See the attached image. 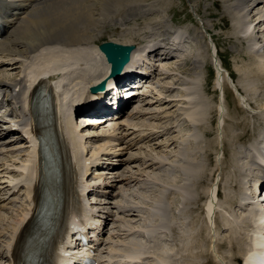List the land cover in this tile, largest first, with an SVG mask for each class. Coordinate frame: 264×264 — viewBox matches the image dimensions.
<instances>
[{
  "label": "rangeland",
  "instance_id": "rangeland-1",
  "mask_svg": "<svg viewBox=\"0 0 264 264\" xmlns=\"http://www.w3.org/2000/svg\"><path fill=\"white\" fill-rule=\"evenodd\" d=\"M233 1L235 0H229L228 2L223 0H149L141 4H144L145 6H151L154 11L156 10V13H153L152 15L145 18L130 20L127 25L128 29H122L117 33H114V27L111 25V23H109L110 16L106 20L107 22H105V24L101 28L100 25H98V28L100 29V31H102L100 38L95 41L96 44H100L102 42L110 40H118L121 41V43L125 41L124 44H127L128 42L131 43V41L133 43H138L142 39V36H148L156 33L157 31H160V26H169V22H174L176 25H181L186 22H192L198 27V30L201 32V49H199L200 51L197 50L193 56L194 59H196L197 57L200 58V64H194V60L192 65L191 63H188L182 68H176V70L174 67L175 62H173V60L167 61L168 63L170 62L172 64L167 63L168 67L163 70L162 75L157 76L150 84V87L145 89V91L143 92L144 94L142 95V103H140L136 108L137 111L134 110L136 117L133 122L136 125L148 124L153 127H158L159 130L166 129V127L175 126V129H172L169 134H167L163 138L157 139L156 141H154V143H140V145H136L130 149L124 148L123 151H120L122 152V156L119 158L116 168L113 171H106L105 173H102L103 178L101 181L105 184H109V187L106 185L108 197L106 199H100L99 202H101L100 205H102V208L104 210L110 212L112 219H114V227L116 226L117 228L113 232H111V245L108 244L105 246V249L103 251H105L106 253L102 252L103 258H106V255L110 256L113 253H121L124 248L125 250H127L129 247V243L132 242L139 243V246H141V244L144 243L145 239L143 238V240L142 237L139 236L140 234L138 235V232L141 230H143L145 233L147 232V225H150L149 217L151 213H161L162 215H165V209H170L171 206L173 210H177V208H183L182 200H180L179 202V199L182 195L180 196V198L177 195L174 199L175 201L169 203L170 205L168 204L169 199L166 198L165 200L163 196L165 193V196L167 194L166 197H170L171 194H173V191L174 193L179 191V186H168L169 184L167 182L169 178L171 179V177H174L175 179L173 181L176 180V185L180 184L179 182L183 179L184 174V169L182 168L186 166L187 163L186 160H183L184 158H182L181 154V151L183 152L182 142L191 136V134L187 132V126L189 125V118L187 117L191 115V110H186V117L183 114L184 111L180 110L182 108L186 109V107H189L184 104L185 101H190V103L194 105L192 99H195V95H198L203 100V102L205 99V102L207 104L209 103L208 105L211 109L213 108L212 110H210L212 113L207 110L205 113L209 114H203L204 118H206L205 121L203 120L204 123L202 122L201 124H199V128L198 126H195L196 128H194H198L196 130L197 132H195L197 135L199 134V136H201V140L199 138V140L201 141L200 151L204 149V151L202 152L205 155L204 157H207L204 161V164L207 165V172H211L212 169L214 171L217 170V172H213L211 175H207V179L203 180V182L201 183L202 195H200V197L202 199L200 198L199 201H196L198 200L196 196V200L194 199V202H196L195 204L197 205H193L194 203L191 204V208L192 210L194 209V211L195 209H200L202 207L204 198L208 193L209 196H211V194L214 192L213 189L216 188L217 184V182L215 181H219V179L223 178L225 172H222L225 169V166L228 165L232 160L231 152L233 151L232 149L235 148L234 143H253L252 139L260 135V123L257 124V130L255 129L253 133L250 134H248L243 126L244 124L246 125V123L248 125L256 123L257 118L264 121V80L258 81V79L256 78L255 81H257V87L254 89L252 93L253 95L251 94V96L244 95L239 97L235 93L234 87L230 84L226 73L220 69V65H225V67L227 68L226 70L238 75V78H235L237 87L244 86L246 89H248L250 86L249 78L252 79L253 77H255L256 73L254 72V70L256 69H253L254 67H252L254 66L253 64L255 62H260V66L264 68V58L262 59L259 57V54L257 55V51L259 50L257 48L258 45H256L255 47L254 44L255 42H259V39H253L254 41H250L249 39L254 37V34L252 32L254 26H256L254 29V31H256L255 33H258V30H260L262 27L264 28V25L262 23L260 25L259 23L257 24L256 21L261 22V20H256L255 17L249 22L243 20V12L240 11V9L237 10V8L232 6L236 3V1ZM133 4L136 5L137 3ZM230 5L232 8H229ZM124 11L125 9H123V11L120 13L125 14ZM111 16L118 17L120 15L113 14ZM250 22L254 24H251ZM123 39H126L128 42ZM72 49L74 52H72ZM51 51V49L50 51L48 49L43 50L42 52L46 54L51 53ZM59 51L63 52L64 54H70L71 52H80L81 59L83 60H90L92 57L97 56V54H95L94 56H92V54L90 55L88 50H83V48H66L59 49ZM40 53H36L34 55L32 54L29 57L25 56L24 58H22V67L23 62L26 61L29 64V70L33 65L32 63H34L35 59L37 58L35 56L38 55L39 57ZM215 53L218 55L217 57H215ZM83 56H85L86 58ZM100 58H102V56L98 57V59ZM8 59H11L12 62L10 64H5ZM17 59L18 60L11 57H0V72L4 73V75H1L2 73H0V80L2 82L8 83L11 79H17L19 77L18 72L20 70L21 58ZM29 59L31 60L29 61ZM101 60L103 61L105 59L102 58ZM218 68L221 72H219ZM247 68L251 69V73H253L252 76H248L245 74ZM90 70L86 72L89 77H91V74H94L95 72L93 70L92 73V71L90 72ZM86 73L83 72V74ZM263 75L264 73H262V76ZM199 85L201 90L198 89V91H200V93L202 91L203 93H201V95L203 96L196 93V87H199ZM222 90L226 98V100L223 101L221 97ZM254 92L256 93L254 94ZM189 96L191 97V99ZM251 102H253L254 105ZM205 115H207L209 118H207V116ZM237 123L240 128L237 126ZM205 125H207L208 127L206 126V128H204ZM87 127L88 125L85 126V130L99 132L103 128V125H91L88 128ZM2 128H6V125L0 126V132L2 131L4 135L6 134L4 140L1 142L2 146L0 147V176H7L8 178H12V176L8 175L7 173L5 174L2 170L3 168H6L8 170H20L24 164L26 149L23 144L19 143L16 135L9 134L5 131V129ZM240 129L242 130L241 133L239 131ZM233 134L235 135V137L238 135L241 139V142L238 140V138H234V141L236 139V142H234L231 139V137L234 136ZM202 139H204V141ZM94 140L98 141L99 138H95ZM207 140L210 142H208ZM202 144L204 146H202ZM208 145H211V147H208ZM86 146L88 148L94 147V145L90 143L86 144ZM101 147L102 146L98 147L100 151L103 149H101ZM227 151H231L229 152V155L227 154ZM96 152L92 151L93 154H96ZM203 153L201 154L199 152L197 154L199 160H204ZM228 160H230L229 163ZM243 163H245L244 160ZM246 173L248 177H246L245 175V178L248 179L250 173L249 171ZM127 180L129 181L127 182ZM183 184H185V181H183L182 185ZM249 184L251 185L247 184L248 186L246 187V191L248 193L250 192L251 194L252 183ZM248 188L250 189V191L248 190ZM203 192L206 193L205 196ZM263 195L264 191L261 193L259 198ZM162 199H164L165 203H162ZM208 203L209 200L207 201V204ZM123 204H132L138 207L140 210L139 216H136V213L134 214V212L129 213L130 216L120 214V207ZM205 204H203V206H205ZM2 205L6 204L0 203V206ZM23 205L24 201L20 197L16 201H13L10 205H8V207H6V211L1 209L0 245L4 244L3 241H6L7 232L10 233L14 229L13 224L16 222L15 219L23 209ZM253 206H256L254 208H260L264 212V200L263 203L262 201H258L257 204L251 205V207ZM192 210L190 212H192ZM20 216L18 217V219H20ZM213 218L214 225L216 227L215 230L210 229L207 223L206 225H204L205 228L207 227V230L210 229L212 235L211 238H206L205 241V250H203L204 257L202 259V261L204 262L206 258L205 253L208 257L217 260V262L220 261L221 258V254L219 255V252L217 250V242L223 239L224 234L221 233L218 229V221L216 220L217 215L215 214ZM211 222L212 221L210 220V225ZM16 224L17 222L15 223V225ZM159 226H162V224ZM163 228V231L160 232L161 238L164 235V239H162L163 244L165 247L167 246L168 249H172L174 246L172 240H167L170 239L172 233L169 230L168 226H165ZM130 230L132 232H130ZM207 230L205 234L206 237ZM242 235L244 237V232ZM226 236L227 234L225 232V237ZM202 239L203 236L201 238H198V242L202 243L203 245ZM212 240H215L216 244L211 243ZM113 242L115 244H112ZM168 243H170V245ZM208 243L209 246L207 249ZM221 244L222 241H220V245ZM212 246H214V248L216 249V253L220 257H216L214 254V257L211 255ZM219 248L221 251H223V257L224 255L232 257L229 254L230 250L225 251L221 248V246H219ZM155 253L154 257L157 259V261L153 260L151 262L150 259L148 262H146V264H162V262L158 258L159 252L155 251ZM234 254L239 255V252L235 251ZM150 257L152 258V255H150ZM132 262L130 264H133ZM214 262L217 263L216 261ZM0 264L4 263L0 260Z\"/></svg>",
  "mask_w": 264,
  "mask_h": 264
},
{
  "label": "bare ground",
  "instance_id": "bare-ground-1",
  "mask_svg": "<svg viewBox=\"0 0 264 264\" xmlns=\"http://www.w3.org/2000/svg\"><path fill=\"white\" fill-rule=\"evenodd\" d=\"M147 1L149 0H43L40 3L33 5L31 4V0H0V9L4 7L6 10L13 11L12 15L5 14L8 17V19H6L4 22H7L9 31H7L6 29L7 35L4 36L3 38H0V55L5 58L11 57V58H16V60H18L17 58L22 59L25 56L29 57L30 55L40 53L43 50L49 49L50 51L51 49L53 51V52L51 51V53H46V54L42 52L39 54L40 55L39 57L38 55L35 56L37 58L35 59L34 63H32L33 65L31 64L32 65L31 68L29 67L30 71L28 70V76H27L28 82H29L28 89L30 87H33L34 83L39 79V77L44 76L48 73L52 74L60 70H66L69 66L71 68H76L79 62H83V68L81 70L83 77L85 79L89 78V76L86 73L88 72V70L91 69L90 72L92 71V73L94 70L95 71L94 74L100 73L102 70V66L107 62L105 60L103 61L101 60L102 58H104L103 57L104 54L103 53L101 54L100 51L92 45L101 36L102 30L100 31V29L98 28V25L100 24V22L107 16L116 14L123 7L129 4H133V3L138 4V3H143ZM223 1L228 2L229 0H223ZM235 1H236L235 5H232V6L237 8V10L240 9V11L243 12L244 14L242 18L243 20H246L249 22L251 19L255 17L256 20H261V22L256 21L257 24L259 23L260 25L262 23L264 25V0H235ZM257 5H258V8H257ZM229 8H232L231 5ZM251 24H254V23H251ZM251 26H254V25H251ZM255 27L256 26H254L252 30L254 37L249 38V39L250 41L259 39V42H255L254 44H255V47L256 45H258L257 48L259 50L257 51V55L259 54V57L263 59L264 58V28L262 27L260 30H258V33H255L256 32L254 31ZM111 43L113 44L114 42H111ZM82 45L87 46L86 48H88L87 50L90 53V55L92 54V56H94L95 54H97V56L92 57L90 60L88 59L83 60L81 59L80 52L72 53L74 52L73 49L70 54L69 53L64 54L63 52L59 51V49H66V48L67 49L68 48H75V49L82 48L81 47ZM160 48L161 47H157L155 49V52L158 51ZM99 55L102 56V58L98 59V57H100ZM8 60H11V59H8ZM199 60L200 58L197 57L194 61V64H198V63L200 64ZM131 62H133V59ZM255 63L253 64L254 66L252 67H254L253 69H256L254 70V72L256 73H255V77H253L252 79L249 78V85H250L249 88L246 89L244 86H241L242 87L241 88V87H237L236 84L234 85L238 93L243 96L244 95L251 96L254 89L257 87V84H256L257 81H255L256 78L258 79V81L264 80V75L262 76V73H264V68L260 66L261 65L259 64L260 62L256 64ZM127 67L128 66H126L124 70H126ZM221 68L224 69L223 66H221ZM250 68H247L245 71V74L248 76L250 75L252 76L253 74L251 73ZM225 71L228 73L229 78L232 79V77H234V80L236 81V79L238 78L237 74H235L234 76V74L233 73L230 74L228 70H225ZM83 72H85L86 74H83ZM0 73H2L1 75H4L3 72H0ZM92 75L93 74H91V76ZM234 80L232 83H234ZM13 82H14V85H10V83H4L0 80V88L7 89L11 87V89H14V87L19 84L16 83L15 80ZM44 86L47 87L45 83H44ZM196 88H195L196 93L201 95V93L203 92L201 91L200 93V91H198V89H200V85L199 87L197 86ZM36 89L37 87L33 89V93L36 91ZM255 93L256 92H254V94ZM44 95L47 97L46 94ZM192 101L194 105L192 103L190 104L192 105L193 109L190 112L191 114L189 115L190 117L189 116L187 117L189 118V125L187 127V132H189L192 137L190 136L191 138L189 137L182 142L183 144H185L186 147L182 149L183 152L181 151V154H182V158H184L183 160H186L187 162L186 166L182 168L184 169V174L182 173L183 179L179 182L180 184L176 185L175 183L176 180L173 181L175 178L174 177H171V179L169 178L167 182L169 184L168 186H172V187L179 186V191H177L176 193H174L173 191V194H171L170 197H166L167 194L165 196V193L163 196L165 200L166 198L169 199L168 200V204H169L170 202L175 201L174 199L176 198L177 195L179 198L182 195L181 198L179 199V202L180 200H182L183 208L182 209L177 208V210L175 209L176 210L175 211L173 210L171 206L172 209L171 208L165 209V215H162L161 213H158V214L152 213L154 214L153 220L155 224L159 226L162 224V222H164L165 226H168L169 230L172 233L170 238L174 246L172 249H168L167 247H165L163 244L162 238L159 237V235L154 236V233H156V231H154L153 234L146 235V236L143 233L140 234V236L144 238L146 241H151V242L154 241L155 244H154L153 249L154 251L159 252L158 258L162 262V264H217L211 259H208L206 262L202 261L204 257L203 250L205 249L202 243L198 242V238H201L202 236L204 237L206 234V230L204 229L203 231V219H202L203 213L201 212V208L200 209L197 208L195 209V211L194 209L192 210L191 208V204L194 203L193 205H197L195 204L196 202H194L196 200V196L198 198V200L196 201H199L201 198L200 197V195H202L201 193L202 184L201 183L203 182V180L207 179L206 178L207 175H211L213 172L214 173L217 172V170L214 171L213 169L211 170V172L209 173L207 172L208 171L207 165L204 164L205 163L204 161L207 157H204L205 155L202 152L204 151V149L203 150L201 149L202 151H200L201 144H196V141L199 140V138L201 140V136H199V134L196 135V132H197L196 130L199 128V126L195 130L196 128L195 126L197 124H201L203 120L205 121L206 118H204L203 114H207L205 113L207 110L211 112L210 110H212L213 108L211 109L208 105L209 103L207 104L205 102V99L203 102V100L198 95H195V99H192ZM251 103L253 104V102ZM58 111L62 112L60 114L59 125L65 137L64 139H61L62 147L66 151H68V146L72 148L73 163L78 165L80 162V159L78 157L79 155L78 137H80L81 135L78 136L75 133V131H77V127L72 125L70 119L67 117L66 113L63 110V107L60 104L58 105ZM207 118L209 117L207 116ZM206 126L207 125H205L204 128H206ZM237 126L240 128L238 123H237ZM88 131L90 130H85V132L88 133V135H92V136L96 135V133L89 134ZM3 135L4 134L0 133V137H3ZM259 137L260 135L256 136L254 139H252V142L254 143L256 138L258 141ZM234 138L236 139L238 138V140L241 142V139L239 138L238 135L236 137L235 135L231 137L232 140ZM236 139L235 141L234 140L233 141L236 142ZM202 140L204 141V139ZM202 146L204 145L202 144ZM208 147H211V145H208ZM75 149L78 155L74 152ZM180 150H181V146H180ZM199 152L201 154L203 153L204 160L201 158L203 161L199 160L198 159L199 157H197V154ZM229 152L231 151H227L228 155H229ZM231 155H232V160L230 163H229L230 160H228L229 164L227 163L228 164L226 165L227 167L225 166L226 170L223 168L224 170L222 173L224 172L225 173L223 175V178L221 179L222 180L221 204L225 209H227L226 212L229 213L230 216L227 218L223 216L222 213L219 214V217L222 223L221 227L223 226L224 228H226L225 232L227 234V236L225 237L227 239H224V241H222V244L220 246L225 251L230 250L229 253L231 252L233 248L239 249L242 247V237H243L242 234L244 232V228L250 225V221L252 218L255 220V222L253 223V226L256 230L255 232H259L261 230V226H264V215H261L260 212L257 211L260 208L257 209V208H252V207H245L244 210L241 212H237V213L231 212L232 209L240 206L241 201L247 198V194L244 192V189H243L244 183L242 182V180L243 178H245V175L246 177H248L246 173L247 172L246 168L244 167L245 163H243V160L237 158V153L234 150L231 152ZM29 168L30 167H26V169H24V171L26 172L25 175L26 174L28 176L30 175ZM128 181L129 180H127V182ZM183 181H185V184L182 185ZM46 183L49 186L52 185L50 181H46ZM247 186L248 185H246V187ZM255 189L257 190V182L254 181V184L252 185L251 190L255 191ZM248 190L250 191L249 188ZM213 191L214 192L211 194V196H209V203L205 204V209L202 208L204 211V214L207 216L212 215L215 211L214 204L217 201L215 198V188L213 189ZM203 193L205 196L206 193L205 192ZM248 194H250V192ZM162 200L164 201V199ZM163 201L162 203H165V201L164 202ZM191 210L192 212H190ZM133 212L134 214L136 213L135 210L129 211V213H133ZM15 223L13 224L14 227H15ZM139 245L140 244L135 243V244H132V246H130L137 250V253L136 255H134V258L139 257L142 253H144L142 252V250H144L143 246L141 247ZM250 247L255 252L253 254L248 255L245 264H261V262L259 261L260 260L259 255L261 254V252L258 251L257 249L264 250V235L259 236V237H253L251 239ZM31 258H32L31 255H26L22 259L23 261H27L28 263H30ZM224 258H227V260L230 262H235V259H236V257L232 258V257H229L228 255L227 256L224 255Z\"/></svg>",
  "mask_w": 264,
  "mask_h": 264
},
{
  "label": "water",
  "instance_id": "water-1",
  "mask_svg": "<svg viewBox=\"0 0 264 264\" xmlns=\"http://www.w3.org/2000/svg\"><path fill=\"white\" fill-rule=\"evenodd\" d=\"M105 51L107 55H109L110 59L116 64H122L127 59L128 50L121 47H116L113 45H107L105 47Z\"/></svg>",
  "mask_w": 264,
  "mask_h": 264
}]
</instances>
